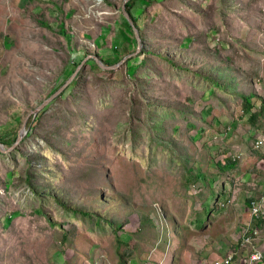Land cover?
Listing matches in <instances>:
<instances>
[{"label":"rangeland","instance_id":"obj_1","mask_svg":"<svg viewBox=\"0 0 264 264\" xmlns=\"http://www.w3.org/2000/svg\"><path fill=\"white\" fill-rule=\"evenodd\" d=\"M122 1L0 0L5 148L83 54L111 63L135 50ZM224 3L229 8L221 0H164L139 16L144 2L136 1L131 13L143 48L174 58L184 71L156 55L136 57L134 65L152 78L141 81L138 95V73L131 76L124 63L101 70L88 59L76 89L69 88L73 79L60 99L37 112V121L26 123L19 149L0 155V264H206L235 244H241L237 260H247L252 246L239 237L257 220L249 218L248 200L264 186V149H252L264 134V112L249 123L236 94L254 96L252 111L264 106V0ZM59 21L69 42L56 31ZM211 68L221 70V82L231 88L207 98L199 88L207 82L198 76H212ZM144 103L173 112L172 123L195 159L191 174L207 176L202 184L162 158H149L152 148L141 142L144 132L133 118L146 116ZM230 153L239 156L234 166L219 168ZM38 205L42 211L34 212ZM79 211L120 229L105 223L97 229ZM256 228L254 244L262 250L264 221Z\"/></svg>","mask_w":264,"mask_h":264},{"label":"trees","instance_id":"obj_2","mask_svg":"<svg viewBox=\"0 0 264 264\" xmlns=\"http://www.w3.org/2000/svg\"><path fill=\"white\" fill-rule=\"evenodd\" d=\"M136 1H139V0L127 1L126 2V10L129 13L130 17L132 18V21H133L135 27L137 28V30L139 32L140 28L137 25V18L131 13V9L135 5ZM140 1L142 4L144 2V6L141 5V9H140L141 12H140L139 16H141L142 13L145 12V11H143V8H145V6H150V5L154 6V4H160L164 0H140ZM221 3H222V6L224 8H229V5H226L224 3V0H221ZM225 6H227V7H225ZM192 10H193L192 13L197 12V11H195L194 7ZM124 20H125V23L127 25V28L132 32V29H131L130 25L128 24V22L126 21L125 18H124ZM36 21L39 24L44 25V22L41 19H36ZM56 31L60 36L64 37L68 42L70 41V38H69L65 28H64V24H62L61 21H59L56 24ZM139 35L141 38L142 37L141 33H139ZM87 55H88V53L83 54V57H81L77 62L74 63L75 69L77 68V65H79L80 62L84 59V57ZM141 55H143V56L156 55L161 60L166 61L172 69H175L176 71H184V69L181 67V65H178L177 62L174 60V58L169 57L168 55H165V54L157 53L153 50H147V49L145 50L143 48V45H142V49H141L140 53H138L135 57H133V58L131 57V58L126 59L124 61V67L126 68L127 72H130L129 74L131 76H134L136 73H138L139 77L140 76L143 77L142 80L139 81V85H138V86H140V90L138 87L136 89L137 91H135V92H137L138 95H142V93H143L142 92L143 87L141 86L142 85L141 81H144L145 83H147V82H150V80H152V78H150L148 76L147 72L141 71V67H139V65H134V62H136V61L132 62V60H135L136 57L139 58ZM97 56H99V55L97 54ZM120 58L121 57H119L117 59L115 58L114 62L109 63V62H106V60H104V58L100 56V60L105 65H112V64L116 63ZM89 60L92 62V64L95 65V67H97L99 69L97 63L93 59L90 58ZM139 61L141 63L145 62L143 58L140 59ZM74 71L75 70H73V72ZM186 72H189V71H186ZM211 73H212V76L207 75V73H206L207 76H204V75L198 76V78L207 82L206 86L202 85L201 87H199L200 89L201 88L205 89V91H203V93H204L203 95H205L207 98L208 97L209 98L215 97L217 93H219L220 91H225L227 89V87L229 89L231 88V87H229L226 84H223L221 82V79H222V76L220 75V74H222L221 70H217L215 72L213 70V68H211ZM196 74L198 75V73H196ZM77 78H79V73L76 75L74 80L69 85L70 90L76 89ZM64 93H65V91H62L56 97V99H60L62 97V95H64ZM236 96L239 97L242 101V112L245 115H248V118H247L248 122L251 124H255L258 117L262 116V113L264 112V106H261L258 111H252L253 110V103L251 102V100L254 97L253 95L236 94ZM54 100H55V98H54ZM152 108L154 110H150ZM143 109H144V111H143ZM45 110H46V107L43 108L41 110V112H44ZM161 110H162V112L158 113L157 109L152 104L144 103V107L142 108L143 114L146 115L144 118L133 117V114L131 112V116L137 122V127L139 128V133L144 132V135L139 136V138L141 139V142H145V145L147 147L150 146V148H152V150L147 149L149 158H155L156 160L159 158H162V159H164V161H166L168 163L169 168H171L172 170L175 169L173 171L179 170L182 177H183V175L188 173L189 177H190L189 181L191 183H194V182H197L198 180H200V182L202 184V182H204L202 180L206 179L207 176L205 177L204 174L200 173V172H198L196 175L191 174L192 171L190 170V167L192 169V165L195 164V162H191V160L194 161L195 159L193 157H191L189 155V153L187 152L186 146L182 143L183 141H182L181 134L179 135V133H177L178 128L176 127V125H173V123H172V119L174 118L173 112L169 109L164 110L161 108ZM180 113L184 114V112H180ZM31 120L37 121V116H35L34 118H31V116H30L27 120V124L31 123ZM193 127H194V125L190 123V128L193 129ZM130 131H131V128H130ZM132 135H133L132 140L134 141V134H132ZM15 137L13 138V142L15 141ZM23 140H24V138L20 141L19 144H21L23 142ZM0 142H2V141L0 140ZM18 149H19V147H16V149H13V150L17 151ZM252 149H255V148H253V146H252ZM255 150H258V149H255ZM0 155H1V153H0ZM226 157H227L226 162L223 165L219 164L220 162L217 163L219 168L227 169V168H232L234 166V161L236 160V158L233 159V156L231 155V153H230V155H228ZM27 179H28L29 183L32 185L30 187V191L32 193L35 192L36 196L39 197L38 191L36 190L37 187L33 186V184L31 183V180H32L31 176L26 175L25 180H27ZM248 201H250V200H248ZM40 205H42V204H40ZM40 205H38L37 207L34 208V212H37V211L39 212V209H41V211H42V208H41L42 206H40ZM75 213H77V211L73 212V214H75ZM40 214H42V212ZM79 214L83 219H86V217H90L91 220L89 221V223L97 229H100L103 223L107 224L111 229H113V226H115L117 224L116 225L117 230L120 229V225H118V223L114 224L112 221H110L106 218L101 219L100 217L93 215L89 212H85V211H79ZM263 221H264V218L255 220V223H254V225H252V228L257 226V222L261 223ZM90 228L92 229V227H90ZM240 245L237 246V244H235L234 247H232V249L235 250V253H236V256L234 258V264H239V260H237V259H239V254H237V253H239ZM121 264H126V263L124 262Z\"/></svg>","mask_w":264,"mask_h":264},{"label":"built area","instance_id":"obj_3","mask_svg":"<svg viewBox=\"0 0 264 264\" xmlns=\"http://www.w3.org/2000/svg\"><path fill=\"white\" fill-rule=\"evenodd\" d=\"M252 146L255 149H264V134L257 136L253 142ZM239 158V156H233V159ZM223 202L220 206H224ZM249 215L253 219H263L264 218V186L262 188L261 194L255 199L249 201ZM255 227H244L240 232L239 240H242V245H251L252 251L247 256V260L240 262L239 264H260L264 262V250H259L254 248L253 240L257 236L258 229ZM236 256L235 250L229 249L225 254L221 255L218 259L206 264H234V258Z\"/></svg>","mask_w":264,"mask_h":264},{"label":"water","instance_id":"obj_4","mask_svg":"<svg viewBox=\"0 0 264 264\" xmlns=\"http://www.w3.org/2000/svg\"><path fill=\"white\" fill-rule=\"evenodd\" d=\"M127 1H129V0H123L122 1L121 12H122L123 17L126 19V21L130 25V27L134 33V36L136 39L135 50L129 54L122 56L116 63H114L112 65H105L96 55L88 54L87 56H85L84 59L80 62L79 65H77V68L75 69V71L72 73V75L69 77V79L64 84H62L59 88H57L52 95H50L49 97H46L33 110H31L29 113H27V115L24 118L19 130L17 131V135H16V139H15L14 143L12 145H10L9 147L5 148L3 146V144L0 142V153H8V152L12 151L20 143V141L23 139L24 135L26 134L25 126H26L28 118L30 116L34 118L36 116L37 112L42 110L50 101H52L54 98H56L62 92V90H64L70 84V82L78 74V71L81 68V65L84 63V61L91 58L97 63L98 67L101 70L112 71L114 69H118L120 67V65L122 63H124V61L126 59L131 58L132 56L136 55L141 50L142 43H141V38H140L139 32H138L137 28L135 27V25L132 21V18L130 17L129 13L126 10V2Z\"/></svg>","mask_w":264,"mask_h":264},{"label":"crops","instance_id":"obj_5","mask_svg":"<svg viewBox=\"0 0 264 264\" xmlns=\"http://www.w3.org/2000/svg\"><path fill=\"white\" fill-rule=\"evenodd\" d=\"M249 218H250V216H249ZM256 227V226H255ZM257 238V237H256ZM255 243H256V241H255ZM253 245H254V248H256V249H259L260 250V248L259 247H257L256 246V244H254V240H253ZM262 250H264V249H262ZM260 264H262V263H260Z\"/></svg>","mask_w":264,"mask_h":264}]
</instances>
